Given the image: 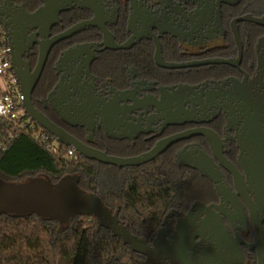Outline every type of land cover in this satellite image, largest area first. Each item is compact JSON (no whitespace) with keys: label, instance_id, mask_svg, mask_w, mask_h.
Instances as JSON below:
<instances>
[{"label":"flooded vegetation","instance_id":"af4514ba","mask_svg":"<svg viewBox=\"0 0 264 264\" xmlns=\"http://www.w3.org/2000/svg\"><path fill=\"white\" fill-rule=\"evenodd\" d=\"M248 15L264 19V1L0 0L12 70L39 113L112 156L176 138L148 163L192 176L138 236L151 248L191 236L199 253L223 237L234 264H258L248 198L263 231L264 210L248 170L251 129L264 128V24L237 21ZM169 261L164 250L154 264Z\"/></svg>","mask_w":264,"mask_h":264},{"label":"trees","instance_id":"16d2710c","mask_svg":"<svg viewBox=\"0 0 264 264\" xmlns=\"http://www.w3.org/2000/svg\"><path fill=\"white\" fill-rule=\"evenodd\" d=\"M11 130L0 120L3 182L44 176L56 183L72 176L82 190L95 192L110 208L119 207V218L140 237L157 230L192 176L188 171L173 173L159 161L122 170L99 166L84 156L55 154L24 130L10 139ZM0 187L11 189L18 200L0 197V264H140L141 255L91 213L68 215L66 208L46 206L23 190ZM29 207L32 210L24 211Z\"/></svg>","mask_w":264,"mask_h":264},{"label":"water","instance_id":"95a60500","mask_svg":"<svg viewBox=\"0 0 264 264\" xmlns=\"http://www.w3.org/2000/svg\"><path fill=\"white\" fill-rule=\"evenodd\" d=\"M238 20H249L264 24L263 18H255L250 15L239 17L237 21ZM38 74L39 73L36 74V77ZM17 79L25 96L24 105L29 116L50 134L55 136L62 144L73 147L80 156H84L87 159L119 168L140 166L157 158L176 140L174 137L168 138L150 152L133 157L112 156L104 152L86 148V146L68 134L63 128L56 125L49 118L36 110L31 102L33 86L26 87L19 77H17ZM260 120L264 121V112L260 116ZM205 134L209 138H212V134L209 132ZM249 143L251 144L252 150L250 151V169L248 170V175L251 183L254 185L259 204L264 210V128L261 129L257 127L254 129L252 127ZM226 166L231 167L228 164H226ZM230 169L236 175L237 180L240 179L236 174L237 172L235 173L232 167ZM0 184L9 188L23 190L28 197L41 200L46 206H51L58 210L66 208L68 215L75 212L91 213L97 218L100 226L109 229L112 234L118 236L123 243L130 246L133 251L146 256L142 264H154L158 252L164 250L168 251V258L170 261L160 264H234V253L232 252V256L226 253L225 248L227 246L224 245L225 240L223 237H218L216 243L213 245H205L204 249L199 253H196L194 249L195 243L192 241L193 237L191 236L176 239L174 242L164 247L151 248L146 244L144 239L133 234L128 229L125 223L119 218L118 209L113 211L95 192L82 190L78 185V180L72 176L63 177L56 183H53L48 177L37 176L28 178L20 183H5L0 179ZM248 202L260 235V242L257 245L259 248L258 264H264V231L261 227L256 209L249 198ZM30 210H32V207L24 209V211Z\"/></svg>","mask_w":264,"mask_h":264},{"label":"built area","instance_id":"2783aa9c","mask_svg":"<svg viewBox=\"0 0 264 264\" xmlns=\"http://www.w3.org/2000/svg\"><path fill=\"white\" fill-rule=\"evenodd\" d=\"M24 100L25 96L12 70L9 46L5 43L0 28V120L11 126L12 130L8 137L12 139L16 131L24 130L55 154H65L73 158L80 157L73 147L62 144L29 116ZM2 145L3 142L0 143V148Z\"/></svg>","mask_w":264,"mask_h":264},{"label":"rangeland","instance_id":"374dc122","mask_svg":"<svg viewBox=\"0 0 264 264\" xmlns=\"http://www.w3.org/2000/svg\"><path fill=\"white\" fill-rule=\"evenodd\" d=\"M11 192L13 193V191L11 189H5V188L0 187V197L4 198L5 200L10 201L12 203L16 200V196L12 195ZM17 201H15V202H17ZM113 209H115V207H113Z\"/></svg>","mask_w":264,"mask_h":264}]
</instances>
